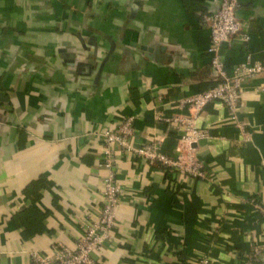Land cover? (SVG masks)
<instances>
[{"label":"crops","instance_id":"crops-1","mask_svg":"<svg viewBox=\"0 0 264 264\" xmlns=\"http://www.w3.org/2000/svg\"><path fill=\"white\" fill-rule=\"evenodd\" d=\"M219 0H0V264H31L30 253L75 249L96 221L103 179L100 135L134 118L135 143L174 156L180 133L164 119L212 87L201 17ZM250 41L221 48L230 76L264 62V0H238ZM240 118L210 104L194 147L212 177L194 180L114 151L123 192L100 264H212L264 245V73L244 82ZM157 116L162 117L159 120Z\"/></svg>","mask_w":264,"mask_h":264},{"label":"built area","instance_id":"built-area-1","mask_svg":"<svg viewBox=\"0 0 264 264\" xmlns=\"http://www.w3.org/2000/svg\"><path fill=\"white\" fill-rule=\"evenodd\" d=\"M237 6L238 0H219L213 13L201 17L203 25L210 33L207 54L215 84L205 92L188 96L180 102L179 107L187 111V116L164 119L174 125L181 135L183 147L180 152L167 156L161 152L160 145L156 142L136 145L132 117L123 118L114 128L104 131L99 136L102 147L100 164L107 170V175L103 179L100 210L96 221L84 226L74 250L59 246L53 248L50 255L33 251L30 253L31 264H100L93 256L99 255L103 244L110 239L116 211L123 196L115 176V149L122 154L143 159L151 165L157 164L165 171L177 172L194 180L212 181L194 147L209 136L208 131L196 128V117L214 103L224 106L229 121L239 130L243 140H249L250 133L245 131V125L240 118L239 101L244 82L263 74L264 62H253L247 54L245 61L234 67L232 75L229 76L225 71L221 48L232 40L245 44L250 41L248 26L237 20ZM157 118L163 120L162 117ZM253 207L260 218L264 219V206L254 203ZM237 258L236 264H264V245L254 246ZM190 264H212V261L206 255H199Z\"/></svg>","mask_w":264,"mask_h":264},{"label":"trees","instance_id":"trees-1","mask_svg":"<svg viewBox=\"0 0 264 264\" xmlns=\"http://www.w3.org/2000/svg\"><path fill=\"white\" fill-rule=\"evenodd\" d=\"M211 80H212V83L215 84V82L213 81L214 80V77L213 76H211Z\"/></svg>","mask_w":264,"mask_h":264}]
</instances>
